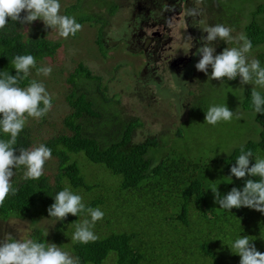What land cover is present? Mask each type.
I'll return each mask as SVG.
<instances>
[{
    "label": "trees",
    "instance_id": "trees-1",
    "mask_svg": "<svg viewBox=\"0 0 264 264\" xmlns=\"http://www.w3.org/2000/svg\"><path fill=\"white\" fill-rule=\"evenodd\" d=\"M197 1L210 10L215 8L222 13L229 10L225 0ZM257 7V12H253L256 18L245 27L252 47L264 44V28L257 22V17L264 13V5ZM244 16L243 11L234 10L231 19L223 20L222 24L234 28ZM79 23L83 25L86 20L80 19ZM22 27V24L9 20L6 28L0 30V73L16 75L11 62L17 55L34 56L38 67L39 62L53 59L61 49L60 43L50 42L43 33L37 35L38 31L24 40ZM31 70L36 71L34 68ZM32 80L29 75L19 83V87H27ZM101 83L100 76L85 64H78L75 73L68 78L72 90L66 100L72 113L64 119V124L70 133L49 139L44 144L51 149V158L58 160V172L55 176L43 174L39 179L26 180V169L23 166L15 168L13 171L20 175V179L12 183L17 191L15 195H9L0 207V220L19 219L32 227L44 219L57 220L49 217L47 210L54 203L55 195L70 186L75 194L82 197L86 207L99 208L104 213L103 219L97 221L92 229L97 239L86 244L72 240L76 225L90 219L86 214L78 217L69 214L55 226L52 243L68 251L79 264H108L109 260H113V264H239V255L233 254L230 248L237 238L245 235L254 240L258 251L264 253V214L247 207L229 211L211 206L207 198L214 196L210 189L212 182L200 176L209 164L203 163L197 171L198 164L189 162L187 166L186 158L168 155L156 158L151 150L159 146L157 137L135 142L140 121L126 118L116 110L114 98L101 91ZM92 85L95 87L93 91ZM141 85L144 87V83ZM244 107L254 111L251 91ZM45 118L46 115L41 120ZM256 120L260 128L259 139L243 147L251 149L254 156L264 158V114H256ZM9 138L8 134L0 131V139ZM14 147L17 155L21 148H34L30 128L24 126ZM240 149L235 147L229 157L217 159L216 163L221 165L223 185L214 187H218L220 195L228 188L242 190L245 185L247 177L237 179L230 173ZM211 163L215 165L214 161ZM251 163H255L254 158H251ZM107 174L122 178L119 182L121 192L127 199L132 196L152 198L154 204L163 205L151 206L158 207L167 215L166 225L151 227L158 231V235L146 236L138 228H130L141 220L138 210L133 213V221L116 222L112 217L107 218L108 206H101L104 204L101 199H92V192L99 189V185L93 182L97 177L104 179ZM155 195H158V200L154 199ZM126 209L124 206V215ZM161 235H175V241L163 247L158 240ZM31 239L43 243L51 240L40 228L35 230Z\"/></svg>",
    "mask_w": 264,
    "mask_h": 264
},
{
    "label": "rangeland",
    "instance_id": "rangeland-1",
    "mask_svg": "<svg viewBox=\"0 0 264 264\" xmlns=\"http://www.w3.org/2000/svg\"><path fill=\"white\" fill-rule=\"evenodd\" d=\"M117 2L121 9L115 13L116 7L110 0H60L62 15L75 17L78 23L80 19L95 23L82 25V29L74 38L59 37L56 31L45 28L41 20L34 21L30 25H23L21 31L24 34V40L27 41L38 31L37 35L43 33L50 42L61 44L56 57L47 58L38 63L37 68L51 66L52 72L49 76L37 75L36 71L30 70V77L43 83L52 97V108L46 114V118L43 120L29 118L25 124L31 129L33 147L44 145L49 139L70 133L64 124V119L72 113L66 100L72 90L68 84V78L75 73L78 64L83 63L95 75L102 78L101 91L105 92L107 97L114 98L113 107L124 117L140 121L141 125L136 131L135 142L141 143L147 138L157 137L159 146L151 150L156 158H164L167 155L186 158L187 166L189 162L198 164L197 171L201 169L203 163H207L209 166L204 168V172H200V176L211 181V187L223 185L221 165L216 163L217 159H226L235 147H242L250 141L256 142L259 139L260 128L256 113L244 107L249 92L256 86L241 85L239 77L231 81L224 78L222 82L209 79L210 67L208 75L195 68L201 58L197 55L195 62L186 70H182V75L171 77L168 82L165 76L153 75L157 77L153 80V76L149 75L143 79L145 82L143 87L136 76L140 74L146 56L143 49L131 50L133 27L139 28L144 25L142 30L147 31V36L150 37L155 28L145 26L149 21L148 17H153V14H158L160 11L156 7L146 10L149 6L144 3L145 0H117ZM225 2L229 5L226 13L217 11L215 8L210 10L204 3L197 0L178 2L184 14L180 21L174 20L170 24L172 43L169 50L173 57L185 55L194 42H197L198 48L202 46L201 37L206 36L207 33L200 30L203 27L200 21L209 26L222 24L223 20L231 19L234 10L243 11L245 16L239 19L238 25L234 28L224 26L233 30V36L241 33L246 36L245 27L251 23L250 20L256 18L253 12H257L256 7L260 4L264 5V0H225ZM65 5L66 9H64ZM192 9H195L199 15H189ZM94 13L98 14L96 19ZM184 16H188V22L184 20ZM257 22L264 28V13L257 17ZM116 24H122L123 27H113ZM103 37L108 41L107 43L104 42ZM151 45L152 42L147 41L144 51H150ZM214 46L215 54H219L225 47L236 45L218 40L214 42ZM252 57L258 59L261 66H264V44L252 47L250 58ZM150 59L152 64L149 68L155 70L158 66L156 62H153L156 57L152 56ZM172 73L173 71L169 70L166 75L169 76ZM93 90H95L94 85H92ZM256 90L264 93V88L257 87ZM221 105H226L234 112L233 119L230 122H219L215 126L206 123L205 115L208 108ZM236 116L240 118L237 119ZM212 161L215 165H212ZM58 165V160L51 158L45 163L44 174L55 176ZM14 173L12 183L20 179V175ZM104 177V179L97 177V180L93 182L99 185V189L92 192V199H101L104 202L101 206L106 208L108 206L107 218L112 217L116 222L133 221V213L138 210L141 220L137 224L134 222L130 228H138L140 233L146 236L158 235V231L151 227L166 225L164 222L167 215L160 212L158 207L151 208V206L163 205L154 204L152 198H133L132 196L131 199H127V196L121 192L119 183L121 177L113 174H107ZM230 191L231 188H228L222 192L227 194ZM154 199L158 200V195H155ZM207 202L211 206H219L214 196L207 198ZM124 206L128 208L125 215L123 214ZM116 207L121 209L117 210ZM57 223V220L44 219L36 227H32L30 223L19 219H10L7 222L0 220V241L9 236L12 239H31L35 230L40 228L51 238L49 243H52ZM158 240L165 247L168 243L175 241V235L171 237L161 235ZM108 264H113V260H109Z\"/></svg>",
    "mask_w": 264,
    "mask_h": 264
},
{
    "label": "clouds",
    "instance_id": "clouds-1",
    "mask_svg": "<svg viewBox=\"0 0 264 264\" xmlns=\"http://www.w3.org/2000/svg\"><path fill=\"white\" fill-rule=\"evenodd\" d=\"M60 0H0V30H4L11 20L18 24L30 25L41 20L45 28L56 31L59 37L67 39L75 36L82 29L75 17L61 14ZM191 16L199 13L192 9ZM203 24L200 29L207 33L201 37L202 46L196 54L201 58L196 63L197 71L208 75L209 79L223 81L240 78L241 85H255L251 90V100L256 114H264V95L256 88H264V66L252 57V43L244 34L232 35V29L222 24L209 26ZM223 41L234 44L216 53L214 42ZM16 75L8 72L0 73V131L8 134L9 139H0V207L5 204L9 195H15L12 184L14 169L23 166L26 171L24 178L39 179L44 174L45 163L51 159V149L43 144L32 149H17L19 133L23 130L29 118L41 119L52 108V97L41 82L30 81L27 87H19V83L30 75V70L36 68L37 75L49 76L51 66L36 67V59L32 55H17L12 60ZM234 112L226 105L211 106L206 111L205 122L217 125L219 122H230ZM239 119V116H236ZM254 158L255 163H251ZM230 173L237 179H244L242 190L235 187L221 197L218 187H211L216 203L221 209L231 210L247 207L264 214V158L254 156L251 149L242 146L240 154L235 159ZM258 177L259 179H253ZM49 217L64 221L69 214L72 216L87 215L76 225L72 240L88 243L97 239L93 228L95 223L103 219L104 213L99 208L86 207L79 194H75L70 186H66L54 197V203L48 208ZM254 240L249 236H240L231 244V252L239 255V264H264V253L257 250ZM0 264H79L68 251L55 243L37 242L33 239H12L11 236L0 241Z\"/></svg>",
    "mask_w": 264,
    "mask_h": 264
},
{
    "label": "flooded vegetation",
    "instance_id": "flooded-vegetation-1",
    "mask_svg": "<svg viewBox=\"0 0 264 264\" xmlns=\"http://www.w3.org/2000/svg\"><path fill=\"white\" fill-rule=\"evenodd\" d=\"M110 1H112L113 5L116 7L115 13H117V11L121 9V6L118 4L117 0H110ZM179 1L181 0H157V1L145 0L144 2L149 6L146 8V10H149L151 7H156V9H158L160 12L158 14H153L152 15L153 17H148L149 21L146 23L145 26L148 28H155L154 31L151 32L150 37L147 36V33H146L147 31L146 32L143 31L144 25L140 26L139 28L133 27L134 37L130 43L131 50L134 48L143 49V53L146 56L145 61L143 62L140 74L136 76L140 84L145 83L143 79L146 76L149 77V75H152V76L154 75L157 77L165 76L168 82L171 77L182 75V70L183 71L186 70L196 60V57H197L196 52L198 49L197 42H194L191 45L189 52H187L185 55L173 57L172 52L169 50L171 47L170 45L172 43V37H170V34H171L170 24L173 23L174 20L180 21L184 14L182 6L178 4ZM153 2H156V4H153ZM66 7L67 6L65 5L64 9H66ZM94 14H95L94 17L96 19L98 14L97 13H94ZM187 17L188 16H184V20L188 22ZM84 24L94 25L95 23H93L92 21L86 20V23ZM113 27L121 28L123 27V25L116 24ZM147 41H151L152 45H151L150 51L145 52L144 46L146 45ZM107 42L108 41H105V43ZM127 45L129 46V44ZM129 49H130V46H129ZM135 51H140V50H135ZM152 56L156 57L155 61L153 62H156V64L158 65L155 70L154 68L152 69L149 68V65L152 64V60L150 59ZM169 70L173 71V73L167 76L166 74L169 72ZM158 71L160 72L157 73ZM154 76H153V80H155V78L157 79V77H154ZM175 80L177 81L178 79L176 78ZM170 84H172V82H170Z\"/></svg>",
    "mask_w": 264,
    "mask_h": 264
}]
</instances>
